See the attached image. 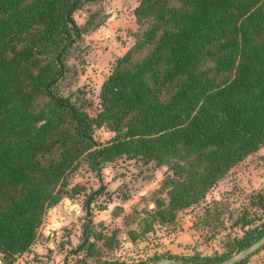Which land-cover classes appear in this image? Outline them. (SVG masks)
Here are the masks:
<instances>
[{"label":"trees","instance_id":"obj_1","mask_svg":"<svg viewBox=\"0 0 264 264\" xmlns=\"http://www.w3.org/2000/svg\"><path fill=\"white\" fill-rule=\"evenodd\" d=\"M105 1L0 0V255L5 262L38 241L46 213L63 198L84 194L85 204H91L105 191L72 182L84 160L98 176L107 164L168 167L151 196L153 207L134 208L125 216V228L116 226L110 234L104 222L86 215L81 242L67 253L68 264H135L110 255L124 243L123 231L138 245L158 227L175 224L234 166L264 148V0H139L135 41L116 58L92 115L85 91L64 94L60 82L72 70L66 55L76 51L85 58V35L110 16L102 7L80 25L75 12ZM98 128L114 134L99 142ZM225 199L206 203L197 225L215 227L210 210ZM250 202L264 212V192ZM243 210L235 221L243 235L227 242V252L191 257L167 252L150 261H224L264 235V220L254 224ZM66 242L70 239L62 248Z\"/></svg>","mask_w":264,"mask_h":264},{"label":"rangeland","instance_id":"obj_2","mask_svg":"<svg viewBox=\"0 0 264 264\" xmlns=\"http://www.w3.org/2000/svg\"><path fill=\"white\" fill-rule=\"evenodd\" d=\"M128 3L130 8L129 6L125 8ZM131 3L134 4V0H108L102 4L94 3L93 5H86L75 12V18L80 25H84L90 11L97 12L103 7L105 10H112L114 17L117 19L119 17L129 19L131 17ZM90 33L85 35V58H81L76 51L66 55L65 63L72 70L60 82V90L64 94H69L78 90V88H82L90 102L86 106V111L95 115L100 108V84L103 79V76H96V74L102 67V73L105 72L106 68L110 69L112 62L106 63V65L101 63L102 55L98 47L101 38L96 36L99 32L89 37ZM113 33V35L106 37L120 50H123L135 41V37L128 33L126 28H118L117 30H113ZM95 138L99 142H105L110 138V132L106 128H98L95 131ZM261 166L252 170L249 169L248 165L234 168L210 191L206 199L194 207L201 211L199 214H203V206L206 203L215 199L226 198V201L215 204V207L210 210V213L216 219L214 221L215 227L208 229V227L198 224L195 231H186L185 228L190 226L194 219L193 210L190 208L179 214L175 224L163 226V228L158 227L156 232L147 235L138 245H133L126 241L119 247L111 250L110 255L112 254V256L118 259H126L130 263L135 264H138L139 260H148L146 264H150L163 259L150 261L151 258L153 259L157 254L167 252L180 257H191L196 254L215 255L218 252H227V249L230 247L227 245V242L233 237L243 235L242 228L239 225H235V221L244 211L243 208H246L250 212L249 218L254 220V224H261V221L264 220V212L250 202L251 197L255 196L256 192L264 191V166L263 164ZM102 171V174L106 175L104 179L116 177L119 180L113 182L105 181V184L102 186L105 187V191L95 200V207L97 208H104L111 201L119 202L115 198L114 193L116 191V196H130L129 198L131 199H127L126 202L127 207L130 204H148L151 201L150 198L155 190L154 187L157 184V180L163 173L161 168L158 170L151 169L149 166L135 161L124 162L118 165L107 164L103 167ZM71 180L75 183H85L88 190L98 186L100 188L97 173L89 168L88 161L86 160L72 174ZM150 181H152L150 186H146ZM114 188H116V191L112 192L111 190H114ZM85 214L86 211H84L83 216ZM106 228L110 230L109 226ZM69 232L71 230H66L67 234ZM238 250L240 249H236L234 252ZM246 260L245 264H264V247L250 255Z\"/></svg>","mask_w":264,"mask_h":264},{"label":"crops","instance_id":"obj_3","mask_svg":"<svg viewBox=\"0 0 264 264\" xmlns=\"http://www.w3.org/2000/svg\"><path fill=\"white\" fill-rule=\"evenodd\" d=\"M108 1V0H106ZM105 1V2H106ZM123 1V0H119ZM132 4V3H131ZM130 4V5H131ZM139 5V0H134V4L131 6V17L129 19H126L124 17H119L118 19L114 17L112 10L107 9L106 11L110 14L109 19L106 23V25L99 27L98 29L92 31L89 35H96L101 38V41L98 43V47L100 48V54L102 55L101 63H110L112 62L110 69L106 68L105 72L102 73L103 67L98 71L96 76H103V79L101 81L100 87L102 88V84L104 80L108 77L110 74L113 64L119 56H122L130 47L128 45L123 50H120L117 48L114 43L109 41L106 36L113 35V30H117L118 28H126L128 33L132 34L134 30H136L138 24L135 19V8ZM129 3L126 5L125 8H128ZM130 8V6H129ZM103 35V36H101ZM134 36V35H133ZM95 37V36H94ZM105 59V60H104ZM110 132V137L114 134L112 131ZM262 160V161H261ZM261 164L264 166V148L258 150L257 152L251 154L249 157H247L245 160H243L238 165L234 166V168L238 166H244L248 165L249 169L252 170L254 168H260L262 167ZM162 169L163 173L162 176L157 180V184L154 187L157 189L162 180L165 178L168 167L167 166H161L158 167L155 170ZM232 169V170H233ZM103 173V171H102ZM101 173V174H102ZM105 174H102V176H98L100 187L105 184V181H117L119 180L116 177L112 178H105ZM152 181L148 182L146 186H150ZM93 189H99L98 187H94ZM116 188L114 190H111L112 192H115ZM91 190V189H89ZM110 192V193H112ZM264 192V191H261ZM117 191L114 193L115 198L119 200L117 201H111L105 206L104 208H97L95 207L96 202L93 201L91 203V215H88L87 211V204L86 202V196L84 194L77 195L76 198L72 199L69 197H65L61 200V202L50 208L48 212L46 213L43 222L41 223V226L39 227V239L36 242V245L34 249L31 251H25L20 256L16 257L11 262H5L4 264H64L65 257L68 256V250L72 248H76L79 243L81 242V238L83 237V224L86 221V215H88L94 223H101L104 222L107 226L110 227V230L107 228L106 233H111V230L114 227H120L122 229L125 228V216L132 212L134 208L142 209L147 204H130L128 207L126 205L127 199L130 196L127 195L126 198H121V196L117 195ZM151 200V198H150ZM148 204L150 206H154L153 202L150 201ZM193 210V217L194 219L191 222V225L185 228L186 231H195L197 226V221L199 220L198 216L201 213L200 210L197 208H192ZM84 211H86L85 216H83ZM111 224V225H110ZM70 229L71 234L70 237L67 235L66 239H70V242L64 243L65 247L62 248L61 244L63 241V235L66 233V230ZM67 234V233H66ZM121 238L123 239V242L131 243L123 231ZM65 240V239H64ZM132 244V243H131ZM101 245V244H100ZM102 250L107 251L106 247L102 245ZM71 260V259H70ZM68 264V263H67Z\"/></svg>","mask_w":264,"mask_h":264},{"label":"water","instance_id":"obj_4","mask_svg":"<svg viewBox=\"0 0 264 264\" xmlns=\"http://www.w3.org/2000/svg\"><path fill=\"white\" fill-rule=\"evenodd\" d=\"M99 176L101 177V171H99ZM87 211L88 215H91V204L90 202L87 203ZM264 247V235L261 236L258 240L253 242L252 244L238 250L237 252L232 253L227 259L220 263L216 264H237L245 259H247L250 255L255 253L256 251L260 250ZM68 263V256L65 257L64 264ZM150 264H195L192 262H187L185 260L176 258V257H166Z\"/></svg>","mask_w":264,"mask_h":264},{"label":"built area","instance_id":"obj_5","mask_svg":"<svg viewBox=\"0 0 264 264\" xmlns=\"http://www.w3.org/2000/svg\"><path fill=\"white\" fill-rule=\"evenodd\" d=\"M66 236H67V234L65 233L62 237L63 240L66 239ZM35 245H36V242L34 244H32L31 248L27 251H31L32 249H34ZM0 264H4V256L3 255H0Z\"/></svg>","mask_w":264,"mask_h":264}]
</instances>
